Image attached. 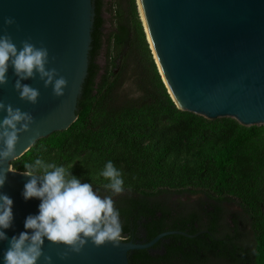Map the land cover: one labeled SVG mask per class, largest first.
Returning <instances> with one entry per match:
<instances>
[{"label": "trees", "instance_id": "obj_1", "mask_svg": "<svg viewBox=\"0 0 264 264\" xmlns=\"http://www.w3.org/2000/svg\"><path fill=\"white\" fill-rule=\"evenodd\" d=\"M93 5L77 119L39 138L12 166L22 172L23 162L37 156L73 165L74 176L104 195L107 181L98 173L111 160L124 179V191L113 196L123 240L147 242L169 230L199 233L170 234L131 250L130 264H264V124L179 108L136 0Z\"/></svg>", "mask_w": 264, "mask_h": 264}, {"label": "water", "instance_id": "obj_2", "mask_svg": "<svg viewBox=\"0 0 264 264\" xmlns=\"http://www.w3.org/2000/svg\"><path fill=\"white\" fill-rule=\"evenodd\" d=\"M142 4L147 40L179 108L210 119L232 117L244 125L264 124V0H142ZM6 17L15 23L6 25ZM94 17L93 0H0V36L10 35L18 48L25 40L46 47L48 67L68 81L60 97L38 76L23 81L40 91L38 102L31 104L20 99L14 88L16 76L9 70L8 84L0 86V101L34 117L31 130L20 134L18 157L39 138L65 130L77 119ZM4 115L0 112V120ZM21 173L9 172L0 189L14 201L13 226L5 230L9 239L25 230V218L37 214L40 203L24 200L22 191L30 178ZM170 234L199 233L169 230L147 242L121 239L99 247L89 240L79 253L46 240L43 253L53 264H130L129 251L150 248ZM7 247L8 241H0V264ZM38 264H44L43 257Z\"/></svg>", "mask_w": 264, "mask_h": 264}, {"label": "clouds", "instance_id": "obj_3", "mask_svg": "<svg viewBox=\"0 0 264 264\" xmlns=\"http://www.w3.org/2000/svg\"><path fill=\"white\" fill-rule=\"evenodd\" d=\"M15 20L5 18L6 25ZM49 51L25 40L22 47L13 42L10 35L0 36V86L8 84L11 69L16 76L14 88L21 100L31 104L38 102L40 91L23 83L37 76L44 86H51L53 94L63 96L68 81L59 76L55 68H49ZM0 189H3L9 172L19 154L17 145L20 134L31 130L34 117L31 113L0 101ZM73 165H58L42 157L23 162L22 175L30 179L24 185L22 196L25 201L38 199L37 214L25 218L24 231L10 239L7 229L13 226V199L0 191V241H8L3 253V264H38L43 257L44 264H53L51 256L44 255L45 241L63 244L71 252L79 253L89 240L96 246L106 242L117 244L122 238L123 225L119 210L114 206L113 196L124 191V179L113 161L105 162L98 173L107 183L103 188L109 194H100V188L93 183L82 182L72 174ZM64 255H67L65 253Z\"/></svg>", "mask_w": 264, "mask_h": 264}, {"label": "rangeland", "instance_id": "obj_4", "mask_svg": "<svg viewBox=\"0 0 264 264\" xmlns=\"http://www.w3.org/2000/svg\"><path fill=\"white\" fill-rule=\"evenodd\" d=\"M111 1H113V0H107L108 3L111 2ZM136 2H137V5H138V0H136ZM138 10H139V5H138ZM139 13H140V10H139ZM111 16H112L111 12H109V13L106 12L105 13V17L107 19V23H106L105 29H106L107 32H109L111 30V28H112ZM140 17H141V15H140ZM105 61H106L105 54H104V52H102V54L98 58V62H99L100 65H104Z\"/></svg>", "mask_w": 264, "mask_h": 264}, {"label": "bare ground", "instance_id": "obj_5", "mask_svg": "<svg viewBox=\"0 0 264 264\" xmlns=\"http://www.w3.org/2000/svg\"><path fill=\"white\" fill-rule=\"evenodd\" d=\"M138 3H139L140 11H141V16L143 18L144 23L146 24V18L144 16V10H143L142 0H138ZM146 27H147V24H146Z\"/></svg>", "mask_w": 264, "mask_h": 264}, {"label": "flooded vegetation", "instance_id": "obj_6", "mask_svg": "<svg viewBox=\"0 0 264 264\" xmlns=\"http://www.w3.org/2000/svg\"><path fill=\"white\" fill-rule=\"evenodd\" d=\"M123 239V238H122Z\"/></svg>", "mask_w": 264, "mask_h": 264}]
</instances>
